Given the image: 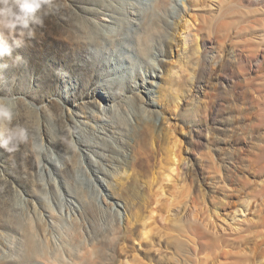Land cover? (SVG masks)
Wrapping results in <instances>:
<instances>
[{"label": "rangeland", "instance_id": "1", "mask_svg": "<svg viewBox=\"0 0 264 264\" xmlns=\"http://www.w3.org/2000/svg\"><path fill=\"white\" fill-rule=\"evenodd\" d=\"M148 1H138L140 10L144 11L142 5ZM211 1L176 0V5L171 4L167 12L173 10V7H181L183 2L206 5ZM116 2L122 3L120 8L125 10L126 0ZM91 7L101 14H107L101 7L100 0H54L52 12L45 17L44 26L37 29L36 37L28 40L24 47L15 49L13 57L0 59V64L9 65L0 70V95L18 98V122L29 129L32 137L46 146V151L39 160L31 153L25 155L27 145L17 152L0 149V261L4 254L2 245L19 232L16 219L21 211L19 206H23L25 199L36 205L38 200L35 196H38L39 201H46L51 205L54 196H57L64 202L61 192H57L58 179L55 175L48 174L51 165H45L42 158L48 156L56 163L54 151L70 155L73 141L69 132L73 128L71 126L67 129V121L73 110L86 112L90 109V112H97L102 109L103 106L98 104L94 94L87 96L86 87L91 86L96 91L102 90L101 93L106 97L119 94L118 102L124 101L128 110H131L130 122L134 121L135 116H146V113H142L143 110L149 111L151 108L160 111L157 123L163 128L159 135L153 134L148 139L138 162L139 185L145 187V192H148L146 195L159 201L150 259L144 258L138 241H118L123 213L120 211V215L115 216L113 210H105L100 195L92 188V182L85 176L82 178L81 188L88 189L87 198L94 205L93 218L82 220V240L90 244L89 237H94L93 243L97 246L98 252L93 257V263L119 264L126 256L129 260L136 258L137 264H264V195L257 196V188L264 178L257 173V165L253 162L254 153H258V146L264 141V127L251 130L247 126L248 120L264 114L257 110V100H252L249 93L243 94L238 87L231 89L217 84V72L214 70L200 74L190 68L188 74L193 73L195 85H185L169 100L164 101L156 88L149 84L155 73L150 68L145 69L148 59L143 56L137 61L135 53L129 50L135 47L138 38L129 33V29L135 28L123 25L119 28H123L120 35L113 38L115 49L120 54L116 56L120 65L115 62L113 51L106 49L103 40H97L102 44L98 50L93 45L85 44L84 55L73 47V42L69 40L70 32L75 28L79 29L80 21L76 20L86 17L84 13ZM235 13L230 27L231 42L236 41L234 32L253 19L251 17L244 20L241 11L237 10ZM262 18L260 16L259 19L263 20ZM187 19L200 22L197 15ZM164 20L166 24L173 22L171 25L176 28L173 31L168 29L169 32H174L172 50L169 46L164 47V42L157 41L149 48V52L155 53L159 60L163 53L170 50L166 59L168 57L170 65H174L172 63L175 62L177 48L181 45L179 33L184 26V18L172 20L165 16L163 22ZM247 30L246 28V32ZM98 31L105 34L104 28L98 27ZM200 35L207 38L205 32ZM126 37L129 41L122 42ZM210 37L217 39L219 33ZM84 41L90 39L86 38ZM198 45L201 50V40ZM16 55L23 57L19 64L14 62ZM128 61L134 62L136 66ZM150 61L157 64L155 59ZM83 66L88 69L84 73L81 70ZM250 79L248 85H257L255 76H250ZM109 80L114 84L110 85ZM78 82L81 88H78ZM259 85L264 86V78ZM136 90L142 100L137 95L134 96ZM199 90L206 93L210 117L203 128L204 138L200 140L202 144L197 146L194 139L191 141L193 126L187 118L181 119L179 114L187 109L186 105L192 102ZM109 102L111 104L112 99ZM219 103L224 105L222 113L217 108ZM156 118L154 115L151 119L155 121ZM219 118L224 123L223 127H226L223 132L213 129L214 121ZM82 132L79 128L77 137L81 142H87L89 138ZM59 134L60 138H57ZM171 152H174L175 158L174 171L168 181H163L162 177L171 164ZM119 154L116 151V158ZM258 154H261V164L264 162V152ZM42 165L48 167L49 170L45 168L46 173L40 170ZM209 171L217 175L211 176ZM68 176L71 177L72 174ZM77 178L79 181V177ZM78 181L75 182L80 184ZM50 182H54L56 187L44 186ZM250 201L253 206L247 211ZM108 219L114 223L110 224ZM197 220L203 222L199 223ZM206 222L211 228L206 227ZM219 224L229 227L231 231L220 233V229L216 227ZM111 229H116L114 238L109 236Z\"/></svg>", "mask_w": 264, "mask_h": 264}, {"label": "bare ground", "instance_id": "2", "mask_svg": "<svg viewBox=\"0 0 264 264\" xmlns=\"http://www.w3.org/2000/svg\"><path fill=\"white\" fill-rule=\"evenodd\" d=\"M126 1L125 10H123L120 8L122 3L119 4L116 0H100L101 7L107 11V14H101L94 7L88 8L84 13L86 17L76 20V22L80 21L79 29L75 28L70 32L69 40L73 42V47L78 48L79 52L84 55L85 44L93 45L94 49L98 50L101 42L97 40H103L106 43V49L109 48L110 51H113L114 60L120 65L118 58L116 59V56L120 54L115 49L113 38L120 35V31L123 30V28L119 29L121 26L133 27L135 29H129V33H133L138 38L135 47L129 50L135 53L137 61L143 56L148 59L145 69L150 68L149 70L155 73L152 74L153 79L149 81V84L156 88L164 101L169 100L185 85H195L193 73L188 74L190 68L195 72L197 70L200 74L214 70L217 72V84L231 87V89L238 87L243 94L249 93L252 100H257V110L264 113V86L259 85L264 78L261 76L264 73V0H212L206 5H192L183 2L181 7L180 5L177 8L173 7V10H169L170 12H167V9L176 0H149L150 2L142 5L144 11L139 8V0ZM237 10L244 14V17H242L243 14L240 15L244 20L251 17L253 19L247 21L248 25L234 32L236 41L231 42L230 27L233 25L231 24L232 17ZM229 11H234V14L231 12V15ZM192 15H197L200 22L197 23L195 20L192 22L187 19ZM165 16L172 20L184 18V26L180 33L178 31L181 45L179 49L177 48L175 62L172 63L174 65H170L168 57L166 59L170 50L163 53V57L159 60L155 57V53L149 52V48L157 41L158 43L164 42V47L168 48L169 46V49L172 50V44H174V32L172 33V31L176 28L171 25L174 24L173 22L171 24H166L165 20L163 22ZM260 16L263 17V20L259 19ZM98 27L104 28L105 34L100 33ZM168 29L172 31L169 32ZM137 31H139L138 34ZM115 32L117 34H114ZM202 32L207 34V38L200 35ZM215 33H219L217 39L210 37H214ZM86 38H89L90 41H84ZM153 39L158 40L154 41ZM127 40L129 41V38H123L122 42ZM199 40H201V50L198 45ZM178 46L179 44H177ZM102 58L104 59V57ZM154 59L157 60L156 65L150 61H154ZM128 62L132 66H136L134 62ZM81 70L84 73L88 69L83 66ZM252 75L255 76L257 85H248ZM108 82L110 85L114 84L112 80ZM78 88H81L80 82H78ZM86 91L88 92L87 96L92 94L96 96L98 104L103 106L102 109L100 108L97 112L94 110L90 112V109L86 112L73 110L67 121V129H70L71 126L73 128L69 132L73 141L69 151L70 155L56 153L53 147L56 163L48 156L42 158L45 165H51L48 174L55 175L58 179L56 186L59 189L57 192H61L60 195L64 197V202L54 195L51 205L46 201H39L38 196H35L38 200L36 205L25 199L23 206H19L21 211L16 219L19 232L2 245L4 254H2L1 264L6 262L13 264H94L93 257L98 252L96 244L93 243L94 237L88 236L90 244H86V241L82 240L84 238L82 220L87 219L88 221L94 216L93 202L87 198L88 189L81 188L84 176L92 182V188L96 189L97 194L100 195L105 210H113L115 216H119L120 211L123 213V223L118 241L120 243L138 241L139 246L143 249L144 258L150 259L152 234H156L154 232L156 231L159 201L150 197L149 194L146 195L145 193L148 192H145V187L139 185L138 162L140 153L145 148L148 139L153 134L159 135L163 130L162 126L157 123L160 111L151 108L149 111L143 110L142 113H146V116L143 118L135 116L134 121L130 122L131 110H128L124 101L118 102L119 94L106 97L101 93L102 90L96 91L91 86L86 87ZM136 95L142 100L137 90L134 93V96ZM109 99H112L111 104ZM144 104L146 106L145 102ZM208 104L206 93L199 90L197 95H194L192 102L186 105L187 109L179 114L181 119L187 118L186 120H189V124L193 126L191 141L194 139L197 146L202 144L200 140L204 138L203 128L207 125V120L210 117V105ZM217 108L219 112H224L223 104L219 103ZM154 115L157 117L155 121L151 119ZM221 120L219 118L214 121L213 129L217 132H223L226 128L223 127L224 123ZM247 126L251 130L264 127V114L255 117L254 120H248ZM79 128L83 131V135H87L89 138L87 142H81L78 139ZM106 132H109L108 135ZM57 138H60V134L57 135ZM57 149L59 150L58 147ZM116 151L120 152L117 158ZM259 152L262 154L264 152V141L258 146ZM173 153L171 152L170 156L171 164L162 177L163 181H168L174 171ZM258 153H254L253 162L257 165V173L264 178V162L259 164L261 154ZM92 162L93 164H91ZM45 168L48 169L42 165L40 170H44L46 173ZM70 174H72L71 177L68 176ZM209 174L217 175L210 171ZM77 177H79V181ZM48 185L55 186L54 182L44 184V186ZM258 188L257 196L262 197L264 195V179ZM24 195L32 198L30 195ZM95 200L97 199L95 198ZM251 206L253 203L250 201L246 210H251ZM108 217L111 218L110 215ZM108 221L110 224L114 223L110 219ZM206 223V227L211 228L210 224ZM216 227L220 229V233L231 231L229 227L226 228L222 224ZM115 231L116 229H111L108 232L109 236L116 235ZM124 258L119 264H137L136 258L131 260L126 256Z\"/></svg>", "mask_w": 264, "mask_h": 264}, {"label": "clouds", "instance_id": "3", "mask_svg": "<svg viewBox=\"0 0 264 264\" xmlns=\"http://www.w3.org/2000/svg\"><path fill=\"white\" fill-rule=\"evenodd\" d=\"M53 4L54 0H0V59L13 57L15 49L24 47L28 40L36 37L37 29L44 26L45 17L51 14ZM22 61V56H15L16 64ZM8 66L0 64V70ZM17 100L15 96L0 95V149L17 152L27 145L25 155L31 153L39 160L46 146L18 122Z\"/></svg>", "mask_w": 264, "mask_h": 264}]
</instances>
